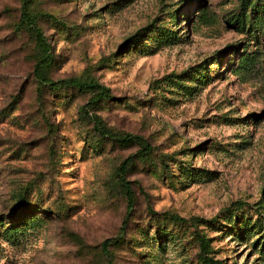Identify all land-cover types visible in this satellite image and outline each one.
Masks as SVG:
<instances>
[{
    "label": "rangeland",
    "instance_id": "1",
    "mask_svg": "<svg viewBox=\"0 0 264 264\" xmlns=\"http://www.w3.org/2000/svg\"><path fill=\"white\" fill-rule=\"evenodd\" d=\"M21 2L0 0V264H108L140 146L92 113L155 146L114 264H264V0H29L49 76L110 87L90 106L35 80Z\"/></svg>",
    "mask_w": 264,
    "mask_h": 264
},
{
    "label": "trees",
    "instance_id": "2",
    "mask_svg": "<svg viewBox=\"0 0 264 264\" xmlns=\"http://www.w3.org/2000/svg\"><path fill=\"white\" fill-rule=\"evenodd\" d=\"M29 0H22L21 2V20L19 25L21 27H27L33 33L36 40V47L38 52V59L33 66V75L35 80L47 87L52 89H62L67 87H77L81 90L90 91L93 94L89 106L96 104L97 102L107 99L111 96V89L109 86L103 84L102 82L96 79H80V78H68V79H53L49 76V69L53 62V55L51 51V44L48 41V38L44 34L41 27L37 24L36 18L31 14L28 9ZM91 119L94 123L95 130L104 137H109L112 139H117L120 141H135L139 144V149L135 152L134 155H131L124 159L117 169V176L125 190L126 199H127V212L123 218L120 230L118 234L114 237L105 239L102 244V252L106 257L108 264H114L113 254L110 250V246L122 239L126 233V225L128 223L129 215L133 209V205L135 202L134 191L131 187L130 181L127 178V172L131 167L134 157L145 160L149 157V155L154 151L155 146L152 145L148 139L140 134H132V133H124L120 134L113 131L111 128L104 125L101 121L100 117L96 113L91 114ZM171 216L172 219L177 221H183L184 218L172 214L167 213ZM200 241V249L202 253H207L208 250V242L202 234H199ZM218 264H222L221 261H216Z\"/></svg>",
    "mask_w": 264,
    "mask_h": 264
}]
</instances>
